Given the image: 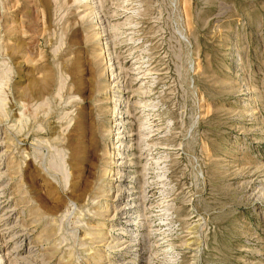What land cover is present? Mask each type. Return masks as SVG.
<instances>
[{
	"label": "rangeland",
	"instance_id": "rangeland-1",
	"mask_svg": "<svg viewBox=\"0 0 264 264\" xmlns=\"http://www.w3.org/2000/svg\"><path fill=\"white\" fill-rule=\"evenodd\" d=\"M0 264H264V0H0Z\"/></svg>",
	"mask_w": 264,
	"mask_h": 264
},
{
	"label": "bare ground",
	"instance_id": "bare-ground-1",
	"mask_svg": "<svg viewBox=\"0 0 264 264\" xmlns=\"http://www.w3.org/2000/svg\"><path fill=\"white\" fill-rule=\"evenodd\" d=\"M100 20H102V19H99V17H96L97 25H98L99 27H100L101 24H102ZM110 58H111V57H110ZM112 66H113V63L110 65V68H111V69H110V68H109V69H110V71H112V74H111V75L114 76V74H113V70H114L115 68H113ZM115 101H116V102H115V104H114V108H113V109H114V112H115L116 110H118V108H117V107H118L117 100H115ZM115 125H116V131H117V132H116V136H117L118 142H120V141H121V136H120V133H121V132H120L121 122H118V117H117V119H116V121H115ZM92 136H93V135H92ZM90 139L94 140L93 137L90 138ZM121 142H122V141H121ZM91 145L93 146L94 144L91 143ZM121 145H122V143H121ZM121 145H120V146H121ZM89 147H90V146H89ZM93 147H94V146H93ZM93 147H92V148H93ZM104 152H106V151H104ZM105 154H106V153H104V155H105ZM113 155H114V154H113ZM111 161L114 162L115 166H118V161H114V159H112ZM119 167L121 168L122 166L120 165ZM109 171H110V170H109ZM110 174H111V172H110ZM122 175H123V174H122ZM108 184H109V185H108V189H107V190L109 191V190L112 189V186H111V183H108ZM116 186H117V189H116V191H117L116 196H118L119 193H120V191H121V190H120V185H116ZM120 194H121V193H120ZM92 198L94 199V198H95V195H94ZM127 204H128V203H127ZM127 206H128V205H127ZM98 207L101 208V209H100L101 211H99V212H96V211H95V212L98 213V214H100V215H102V214H103V213H102V212H103V207H102V205L100 206L99 204H98ZM131 207H133V206H130V208H131ZM125 208H126V206H124V209H125ZM97 209H98V208H97ZM115 210H116V211H119L120 209L117 208V209H115ZM129 214H130V212L128 213V215H129ZM93 238H94V237H93Z\"/></svg>",
	"mask_w": 264,
	"mask_h": 264
}]
</instances>
